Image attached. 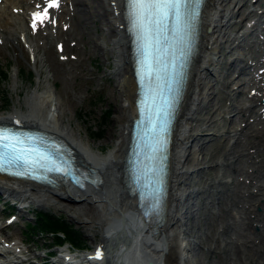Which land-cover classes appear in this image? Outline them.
Segmentation results:
<instances>
[{
	"label": "rangeland",
	"instance_id": "1",
	"mask_svg": "<svg viewBox=\"0 0 264 264\" xmlns=\"http://www.w3.org/2000/svg\"><path fill=\"white\" fill-rule=\"evenodd\" d=\"M77 1L59 0L58 5L53 2L55 6L32 20L27 19L26 14L34 10L33 7L18 5L19 14L15 16L13 5L7 0L0 1V13L12 17L14 24L18 22L16 27L23 24L26 29L22 40L9 41L5 35L0 38V114L6 115L27 95L35 90L43 91L47 85L55 99L56 92L64 89L66 93L60 99L67 104L73 125L79 126L83 136L88 131L96 134L97 138H91L101 142L107 150L113 146L114 139L109 140L106 134L111 129L116 130V103L108 101L110 93L117 94L116 80L109 78L113 64H104L102 50L86 45L81 39L109 46L98 37L96 30L101 25L93 21V13L79 6ZM254 1L233 0V10L237 12L244 2L254 8ZM65 12L66 28L59 35L51 22H56ZM84 19H88L87 23H83ZM257 19L252 16L242 25L236 24L231 32L242 33ZM236 20L233 16L226 23L230 25ZM15 26L8 27L13 30ZM240 40L241 46H237L238 41H230L217 53L218 61L213 65L215 77L206 76L211 86L205 94V98L214 100L217 113L211 119L215 122L201 124L196 131L197 139L189 144L192 149L197 142L201 149L190 162L193 171L180 186L186 192L194 190L179 202L184 207L180 218L187 227L193 226L188 232L190 264H264V24H257ZM31 45L39 46L37 53L32 51ZM83 69L81 80L94 78V82H83L78 91L79 80L75 76ZM235 69L237 73L228 76ZM6 72L10 74L7 82L3 79ZM72 99L74 105H69ZM205 103L209 104V99ZM208 150L216 155L203 160L201 153ZM5 202L1 197L0 239L7 244L17 243L23 257L28 259L16 264L42 261L56 264L52 261L57 255H52L59 253L60 248H74L76 253L92 249L97 232L78 223L76 213L64 204L53 199L43 202L30 199L26 201L28 209L23 212L26 218H21L15 213L22 212ZM39 211L61 218L73 230L74 242L65 237L58 242L53 235L42 231L36 223ZM2 259L4 257L0 256Z\"/></svg>",
	"mask_w": 264,
	"mask_h": 264
},
{
	"label": "bare ground",
	"instance_id": "2",
	"mask_svg": "<svg viewBox=\"0 0 264 264\" xmlns=\"http://www.w3.org/2000/svg\"><path fill=\"white\" fill-rule=\"evenodd\" d=\"M7 1L13 5V10L10 8L15 16L19 14V8L16 9L18 5L33 7L34 10L26 14L29 20H32L34 14L40 16L50 9L53 2L60 4L59 0ZM232 1L201 0L199 5L194 47L166 138L162 193L157 213L151 219L144 218L138 199L131 195L124 176V160L130 144V132L134 120L137 119L138 94V76L131 59L126 0L77 1L79 6L86 7L93 13V21L101 25L96 30L99 33L98 37L109 45L104 47V44L96 40L89 43L81 37L86 45L97 46L96 48L102 50L104 64L107 66L111 62L113 64L109 78L116 80L114 87L117 94L110 93L108 101L116 103L114 105L116 130L111 129L106 134L109 140L114 139L113 146L105 150L101 142L93 139L97 138L96 134L88 131L86 136H83L79 126L73 125V120L68 115L67 104L60 99L65 92L64 89L56 92L55 99L53 91L47 85L43 91L35 90L27 95L22 103L14 106L6 115L0 114L2 123L33 127L59 140L69 149L72 163L91 176L90 181L81 182L77 186L65 179L46 185L0 176V188L5 192L20 196L24 201L36 199L43 202L53 199L75 212L78 223L87 228H94L97 232L92 249H83L74 254L69 248L63 247L59 249V254L53 262L56 264L192 262L188 255L190 249L188 232H191L193 226L187 227L180 218L184 207L179 205V202L186 194L194 193V190L186 192L180 186L184 183L185 176L193 171L190 162L192 163L200 154L199 143L196 142L192 149L189 147L190 142L194 143L197 139L198 127L205 122H215L211 119L217 113V109H214V100L209 97V104L205 103L208 101L205 94L211 86L206 76L210 74L215 77L213 65L218 61L217 53L223 44L238 41L237 46H241L240 39L244 38L247 32L257 24H264V0L254 1L252 5L254 8H249L247 2H244L237 12L233 10ZM226 3L230 6L227 7ZM66 16L67 12L64 15L62 13L56 22H51V27H56L57 34L60 32L62 34L65 30ZM233 16L237 20L230 25L227 24L228 18ZM252 16L257 17V21L250 22L242 33L231 32L236 24L242 25L244 20ZM18 18L21 21V17ZM87 21L88 19H84L83 23ZM17 24L18 22L14 24L12 17L7 18L0 13V38H4L5 35L9 41L22 40L26 29L23 24L16 27ZM9 25H14L15 28L9 29ZM228 27L231 30H227ZM31 47L34 53L38 52L39 46ZM81 64L84 65L82 60ZM84 71L83 69L80 73L77 72L75 76L79 80L76 86L78 91H81L83 82L87 84L94 82V78L90 81L81 80ZM236 73L237 69L228 76ZM246 83L250 85L249 82ZM69 105H74L73 99ZM215 155L210 150L201 153L203 160L206 157L211 159ZM0 244H2L0 251L4 257L0 264L25 261L24 257H19L23 251L17 243L7 244L0 239ZM7 252L10 255L4 254Z\"/></svg>",
	"mask_w": 264,
	"mask_h": 264
},
{
	"label": "snow or ice",
	"instance_id": "3",
	"mask_svg": "<svg viewBox=\"0 0 264 264\" xmlns=\"http://www.w3.org/2000/svg\"><path fill=\"white\" fill-rule=\"evenodd\" d=\"M187 0H137L136 7L141 12L138 15V22L140 26H143V16L146 13L148 17V23L155 25L158 30H161L164 21L169 14L175 16L177 23L181 22L184 15L182 9L186 7ZM51 6H55L54 4ZM38 16V14H34ZM42 22V21H41ZM35 27V24L33 25Z\"/></svg>",
	"mask_w": 264,
	"mask_h": 264
},
{
	"label": "trees",
	"instance_id": "4",
	"mask_svg": "<svg viewBox=\"0 0 264 264\" xmlns=\"http://www.w3.org/2000/svg\"><path fill=\"white\" fill-rule=\"evenodd\" d=\"M9 75V72L3 74L5 82L8 81ZM36 223L42 231L53 235L58 242L62 237L74 242L75 237L73 230L70 229L61 218L39 211L36 213Z\"/></svg>",
	"mask_w": 264,
	"mask_h": 264
}]
</instances>
